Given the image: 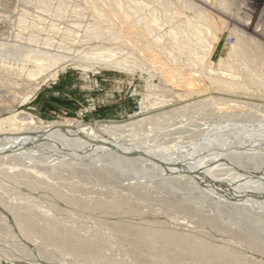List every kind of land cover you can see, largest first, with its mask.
<instances>
[{
	"label": "rangeland",
	"instance_id": "1",
	"mask_svg": "<svg viewBox=\"0 0 264 264\" xmlns=\"http://www.w3.org/2000/svg\"><path fill=\"white\" fill-rule=\"evenodd\" d=\"M89 1L0 0V121H139L163 107L135 132L96 137L192 160L161 173L38 137L32 152L0 151V264H264V66L253 55L264 51V0ZM178 26L182 43L168 34ZM237 36L251 58L231 54ZM36 53L58 59L28 77ZM5 74L19 87L1 85Z\"/></svg>",
	"mask_w": 264,
	"mask_h": 264
},
{
	"label": "bare ground",
	"instance_id": "2",
	"mask_svg": "<svg viewBox=\"0 0 264 264\" xmlns=\"http://www.w3.org/2000/svg\"><path fill=\"white\" fill-rule=\"evenodd\" d=\"M91 1V2H90ZM89 3H93L95 1L93 0H90ZM192 1V0H191ZM228 1V0H227ZM231 1V0H229ZM228 1V2H229ZM233 1V5L235 4L234 3V0ZM238 1V0H237ZM121 2V1H120ZM142 2V1H141ZM226 2V1H225ZM236 2V1H235ZM96 3V2H95ZM127 3H128V0H127ZM231 3V2H230ZM241 3V1H240ZM122 4V3H121ZM128 5V4H127ZM193 5V4H192ZM228 5V4H227ZM90 6V5H89ZM94 8V5H92ZM97 6V5H96ZM95 6V7H96ZM124 6V5H123ZM99 7V6H98ZM125 8V7H124ZM97 9V8H96ZM129 9V8H128ZM99 12V11H98ZM125 12V11H124ZM158 12V11H157ZM126 13V12H125ZM29 14V13H27ZM262 19V18H261ZM119 20V19H118ZM125 22V21H123ZM122 22V23H123ZM145 22V21H144ZM121 23V24H122ZM146 23V22H145ZM122 25H127V24H122ZM180 26V25H179ZM176 27L172 30V32L168 33V34H171V36L169 35V37H172L173 40L172 41H178V43H182V41H184V38L186 39H189V34L187 33V31H185V29L181 26V27ZM126 27V26H125ZM30 28V27H29ZM124 28V26L122 27ZM132 28V27H131ZM263 28V27H262ZM129 29V28H128ZM258 29V28H257ZM24 30V29H23ZM255 30V29H254ZM262 30V29H261ZM171 31V30H170ZM191 33V32H190ZM121 34V33H120ZM90 36V35H89ZM123 36V35H122ZM126 36V35H124ZM126 39V37H123ZM170 39V38H169ZM236 42H235V47H233L234 49L231 51V54L232 55H236L237 57H239L240 59H249L251 58V54L250 53V49H248V46H246L245 42H244V39L241 38V36H237L236 38ZM171 40V39H170ZM250 41V40H249ZM41 43V42H40ZM128 43V42H127ZM230 43V42H229ZM174 44V43H173ZM43 45V44H42ZM252 45V44H251ZM38 46V45H37ZM45 46V45H44ZM129 47V46H128ZM134 47V46H133ZM134 49V48H133ZM136 49V48H135ZM180 49V48H179ZM257 49V48H256ZM255 49V50H256ZM37 50V49H36ZM117 50V49H116ZM165 50V49H164ZM258 50V49H257ZM33 50H31L32 52ZM41 51V50H39ZM136 52V50H134ZM260 51V50H258ZM47 52V51H46ZM41 53H44L41 51ZM41 53H36L37 55H33L34 58H32L34 60L31 61V60H28V59H25L23 62H27V63H34L35 64V70L28 72V77H35V76H38L40 75L41 71H43L44 67L43 65H41L40 62H43V61H48V62H55L57 59H58V56L57 57H48L49 54H47V56L45 57L44 55H46L44 53V55H42ZM120 54V53H119ZM133 54V53H132ZM143 54V53H142ZM192 54V53H191ZM161 55V54H160ZM254 57H259L261 59V68L262 69V63L264 64V51H260V52H255V54H253ZM175 56V55H174ZM27 57H31V53H28V56ZM87 57V56H86ZM86 57L84 58L85 60L83 61H87L86 60ZM191 57V56H190ZM249 57V58H248ZM66 58V57H65ZM77 58V57H76ZM75 58V59H76ZM108 57H104V56H100V61L102 60V66L104 65L105 66H108V67H111V68H117V67H120L122 64L119 62L120 60L117 59V61L113 62V61H110L107 59ZM257 58V59H259ZM80 59H83V58H80ZM88 59V58H87ZM90 59L88 60V62H90ZM68 59H66L67 61ZM74 60V59H73ZM79 60V59H77ZM98 60V59H97ZM254 59H252L253 61ZM65 61V62H66ZM70 62V60H68ZM99 61V63H100ZM189 61H191V63H195L196 62V59H193L192 57L189 59ZM251 61V59H250ZM37 62V63H35ZM73 61H71L72 63ZM93 62H96L95 60H93ZM91 62V63H93ZM67 63V62H66ZM98 63V62H97ZM253 63V62H252ZM33 64V65H34ZM54 64V63H53ZM96 64V63H95ZM45 66V65H44ZM249 66V65H248ZM85 67V66H84ZM62 68H56V69H53V75L52 77H56L58 75V72H60ZM264 69V67H263ZM263 69L261 71H263ZM27 78V77H26ZM32 79V78H31ZM46 79V78H45ZM34 80V79H32ZM50 80V78H49ZM209 80L215 85L217 86V88L221 91H224V92H234L236 90H238L239 88L241 89V86H239L238 84H236L235 82H233L231 79L230 80H227V79H219V78H209ZM2 82H7V86H11L15 88V86H18V81H16L15 77L13 76H10V74H5V77L4 79L1 81V85H6ZM31 85V84H30ZM29 86V85H28ZM19 87V86H18ZM26 88V87H25ZM22 89V88H21ZM14 90V89H13ZM24 90V89H23ZM18 92V91H17ZM20 92V91H19ZM230 95V94H229ZM25 101V99H24ZM180 105V104H179ZM186 106V105H185ZM168 107V106H167ZM2 108H5V109H8L7 107H1L0 109ZM163 108V107H162ZM162 108H159L157 110H155L154 112H148L146 114H144L142 117H144L143 119L139 120V121H134L133 118L127 120V121H123V122H115V121H112V122H99V123H95V124H88V125H82V124H78V125H75V126H72L70 124V122H66V124H58V123H51L47 126H42V127H35V126H32L31 125V120L30 118H26L25 115L22 116L20 113L19 114H12L11 116H9L8 118H6L5 120L3 121H0V151L3 152L4 150H6L7 153H12L11 156L14 157L16 155H20V154H25L23 152H21L24 148V150L26 148L29 147V150L28 152H32L34 149H32V146L34 145V143L38 140L36 139L37 137L38 138H42L44 140H51L53 143H56V142H59L63 145V147H71L70 149L72 148H77V151L78 149H84L86 151H89L90 150V153L91 151H95V152H104L106 154H112L113 156L115 157H119L120 160L122 161H139V159L143 158L141 163H147L149 164L150 167H158V170L160 169H165V172L166 169H178L180 170L181 169V172L182 170L184 169V167H189V163L192 159H189V156H193L191 155V152L189 153H186V154H180L179 157L177 159H169L167 158V156L165 157L166 154H168L170 151L169 150H165V149H162L160 151H156V150H153L151 151L149 148H143L138 146V145H133L131 146L128 143H123V142H119V140H114L115 139V136L118 138V137H122L121 134H123L124 132H135L139 126H141V124H143L144 122L146 121H149V120H152V119H155V118H163V116H165V112H163V109ZM179 107H177L178 109ZM165 110V109H164ZM3 111V110H2ZM174 111V110H173ZM20 115L22 117H20ZM149 116V117H147ZM136 118V117H135ZM4 119V118H3ZM5 121L8 122V124H10V127L8 128V130H5L3 129V124L5 123ZM16 122H26V126L25 127H15V123ZM14 125V126H11ZM44 125V124H43ZM239 128V127H238ZM27 131V132H26ZM213 131V130H212ZM99 132H106V133H109L111 134L112 136H114V139H112L113 141H110V140H107V139H103L102 137H96V134H99ZM215 132V131H214ZM222 132V131H221ZM233 132V131H232ZM42 134V136H34V138L28 136L26 137L25 134ZM218 134V133H217ZM233 134V133H232ZM81 137H85L87 139L90 140V142H86L83 140V138ZM148 137V136H147ZM205 138V137H204ZM125 140V139H124ZM139 140V139H138ZM145 140V139H144ZM148 141V140H146ZM245 141V140H244ZM29 142H31L29 144ZM46 143V142H45ZM42 143L39 144L38 146H46L44 148H47L49 151L52 150L53 152H55V150H57V148L55 149L53 147V145H49V143L47 142V144H44ZM145 144V143H144ZM214 145V144H213ZM37 147V146H36ZM62 147V146H61ZM19 148V149H18ZM64 148V149H65ZM176 148V147H175ZM55 149V150H54ZM69 149V148H68ZM37 150V149H36ZM41 150V148H40ZM76 150V149H75ZM38 151V150H37ZM26 152V151H25ZM44 152V151H43ZM51 152V151H50ZM27 153V152H26ZM46 153V151H45ZM44 153V154H45ZM43 154V155H44ZM92 154V153H91ZM47 155V154H45ZM48 155H50L48 153ZM47 155V156H48ZM86 155V154H85ZM91 156V155H90ZM84 157V156H83ZM86 157V156H85ZM45 158V157H44ZM102 158V157H101ZM84 159V158H83ZM196 161V164H200L201 162L198 161L197 159H195ZM189 162V163H188ZM79 164V163H78ZM77 164V165H78ZM76 165V164H75ZM197 165V166H198ZM201 166V164H200ZM91 167V166H90ZM196 167V165H195ZM190 168L189 170L191 171L192 169H197V168ZM110 168V167H109ZM160 168V169H159ZM183 168V169H182ZM200 168V167H199ZM163 170H160L162 171L161 173H163L164 171ZM186 170V168H185ZM188 170V171H189ZM199 169H197L198 171ZM203 170V169H202ZM172 171V170H171ZM176 171V170H175ZM193 171V170H192ZM191 171V172H192ZM177 172V171H176ZM175 172V173H176ZM180 172V173H181ZM194 173L196 171H193ZM206 172V171H205ZM173 174V172H171ZM170 173V174H171ZM174 173V174H175ZM200 173V172H199ZM198 172H196V174L199 175ZM168 174V173H167ZM193 174V173H192ZM207 174V172L205 173V175ZM202 175H204L202 173ZM195 176V175H193ZM207 177V176H206ZM199 179H205V178H199ZM217 181V180H216ZM252 181V180H251ZM202 182V181H201ZM204 182V181H203ZM211 182V181H210ZM218 184V183H217ZM236 187V186H235ZM263 187V186H262ZM215 189V188H214ZM247 189V188H246ZM216 190V189H215ZM248 191V190H247ZM228 192V191H227ZM231 192V191H230ZM233 192V191H232ZM236 192V191H235ZM234 192V193H235ZM250 192V191H249ZM249 192H246L245 195L243 193L244 196H248L246 195L247 193ZM226 193V192H224ZM240 193V191H239ZM242 193V192H241ZM240 193V195H241ZM259 193V192H257ZM229 194V193H227ZM262 194V193H261ZM238 195V194H237ZM243 195H241L243 197ZM251 195V194H250ZM250 195L248 197H250ZM253 195V194H252ZM240 196V197H241ZM260 196V195H259ZM241 197V198H242ZM248 197H247V200H248ZM253 197V196H252ZM258 199V198H257ZM259 201V200H257ZM261 201V200H260ZM248 237V236H247ZM249 239V238H248ZM253 239V238H252Z\"/></svg>",
	"mask_w": 264,
	"mask_h": 264
},
{
	"label": "water",
	"instance_id": "3",
	"mask_svg": "<svg viewBox=\"0 0 264 264\" xmlns=\"http://www.w3.org/2000/svg\"><path fill=\"white\" fill-rule=\"evenodd\" d=\"M25 136L26 137H28V136H30V137H34V136H42V134H25ZM81 138H83V140L84 141H86V142H90V140L89 139H87V138H85V137H81ZM38 141V140H37Z\"/></svg>",
	"mask_w": 264,
	"mask_h": 264
}]
</instances>
